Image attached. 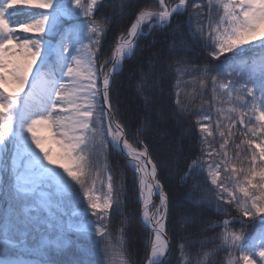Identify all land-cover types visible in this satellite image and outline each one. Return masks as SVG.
Wrapping results in <instances>:
<instances>
[{
	"label": "snow or ice",
	"instance_id": "snow-or-ice-1",
	"mask_svg": "<svg viewBox=\"0 0 264 264\" xmlns=\"http://www.w3.org/2000/svg\"><path fill=\"white\" fill-rule=\"evenodd\" d=\"M104 6L0 0V264H264V0H119L133 19L110 42ZM129 60L138 124L113 103ZM164 109L181 132L161 160L146 133ZM185 134L200 149L180 164ZM109 149L133 173L141 261ZM164 169L192 181L177 199Z\"/></svg>",
	"mask_w": 264,
	"mask_h": 264
},
{
	"label": "trees",
	"instance_id": "trees-1",
	"mask_svg": "<svg viewBox=\"0 0 264 264\" xmlns=\"http://www.w3.org/2000/svg\"><path fill=\"white\" fill-rule=\"evenodd\" d=\"M155 3V0H141V3ZM119 0H105V6L102 7L97 13L96 16L99 18L101 15L106 14H113V6H117V11L121 12V15L117 16L114 15L113 19L119 21V25L113 26L112 31L108 33V41L110 42L113 38L114 33H118L121 30H125L131 20L133 19L131 13L129 11H122L118 7ZM33 11H39V10H33ZM183 19V17H182ZM157 38L163 39V37L159 36V33L157 32ZM151 39V37L149 38ZM147 43L146 40L141 39L140 44L141 46H144ZM156 48L161 47V44L157 43ZM166 47V46H165ZM199 51V49H197ZM106 55H109V52H105ZM147 55V53H145ZM136 62L134 60H129L125 62V66L123 69V72L117 77V88L120 92V96L117 100V98L113 97V103H119L121 112L126 113V115L123 117L125 120L131 118L133 124H138L144 115V108H143V101L141 98L136 94L135 92V80L130 79V69L133 67V65ZM175 83V80L173 79L166 87L165 91L167 92L169 89H171V86ZM205 107H208L206 105ZM165 119V121H164ZM215 119V116L213 117ZM165 122V127L161 128L159 126V122ZM153 127L148 130L146 135L150 139L151 143L153 144L154 148L159 153V159H168L169 158V148L163 147L164 141L166 139L170 138L172 140L171 144H175L176 139L179 137L181 129L177 126L176 120L174 118H171V115L167 109L162 110L161 116L157 117L153 115ZM198 135L197 134H194ZM183 143L185 145V148L180 154V160L179 163L183 164L187 158H189L192 154L198 153L200 149V144L198 141L194 140L193 138H189L187 134L184 135ZM229 154H232V150L229 149ZM117 159H120L119 155L115 152H113L111 149H109V162L113 166V174L114 178L118 181L120 170H123L126 173L127 179L125 182V195L122 197L126 201L125 203V211L127 213L132 214L136 218L131 221L132 227L128 229V246L131 249L133 255L132 259L136 261H141L142 257L144 256L145 252V232L140 227V221H139V204L137 202V189L133 184V173L132 171L125 166L124 161L120 160V169H116L115 167V161ZM162 175V182L165 184L166 190H170L171 197L173 199H177L180 196H182L190 187L192 184V181H188L187 185H179V177L176 175H172L171 179H168L169 177V170L164 169L161 173ZM201 186L204 187V185L201 183ZM198 194V193H197ZM208 215L211 216L213 219L216 220H223L225 217L222 215H217L215 213L214 209H211L208 212ZM232 215L236 216L238 213L235 211H232ZM119 217H116L113 221L112 228L115 230L119 225ZM169 227H171V222H169ZM236 227H239L237 225ZM258 227L257 224H253L252 227L248 229L249 233H252L255 231V229ZM217 232L219 229L216 230ZM209 235H214V233H208ZM220 256L223 257L224 253H220Z\"/></svg>",
	"mask_w": 264,
	"mask_h": 264
},
{
	"label": "rangeland",
	"instance_id": "rangeland-1",
	"mask_svg": "<svg viewBox=\"0 0 264 264\" xmlns=\"http://www.w3.org/2000/svg\"><path fill=\"white\" fill-rule=\"evenodd\" d=\"M164 121H165V119H164ZM159 126H161V128H164L165 127V122H163V121L162 122H159ZM171 143H172V140L170 138L166 139V141H164V143H163L162 148L163 147L169 148L168 146Z\"/></svg>",
	"mask_w": 264,
	"mask_h": 264
}]
</instances>
